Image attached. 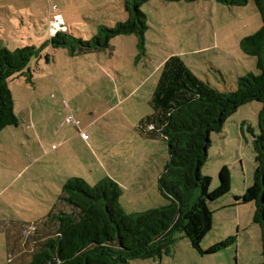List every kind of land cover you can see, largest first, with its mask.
<instances>
[{
	"label": "rangeland",
	"instance_id": "obj_1",
	"mask_svg": "<svg viewBox=\"0 0 264 264\" xmlns=\"http://www.w3.org/2000/svg\"><path fill=\"white\" fill-rule=\"evenodd\" d=\"M124 3L0 0V48L35 49L26 73L8 79L19 124L0 131V264H12L11 232L40 225L57 209L58 195L69 178L80 177L95 185L112 176L123 183L134 177L145 189L137 197L124 194V204L130 206L126 199L132 200L129 209L150 210L168 203L157 190L169 159L168 143L138 128L152 113L150 99L169 57L181 56L194 74L222 91L237 89L238 78L248 72L260 73L256 57L241 47L243 38L262 27L255 0L245 6L217 0H149L141 5L148 17L143 48L135 34L112 38L103 51L74 54L70 47H53L55 15L62 17L69 36L92 40L102 27L127 19ZM262 108L258 101L244 104L227 120L223 132L212 133L209 160L203 168L213 178L211 188L218 185V167L225 160L235 190L244 185L241 159L250 176L255 171L249 128L259 133ZM233 160L237 163H230ZM244 211L246 224L249 206ZM255 227L261 231L258 224ZM55 230L53 222L40 226L31 234L30 247L37 246L35 236L45 239ZM259 231L243 230L240 242L205 255L177 231L171 254L129 264H253L263 248ZM226 234L236 235L238 230L227 222L225 212H219L202 246L209 248L215 244L214 235L220 239ZM27 259L23 257L21 263Z\"/></svg>",
	"mask_w": 264,
	"mask_h": 264
},
{
	"label": "trees",
	"instance_id": "obj_2",
	"mask_svg": "<svg viewBox=\"0 0 264 264\" xmlns=\"http://www.w3.org/2000/svg\"><path fill=\"white\" fill-rule=\"evenodd\" d=\"M147 1L125 0L127 19L114 27H102L92 40L71 37L59 30L51 38L52 45L70 47L74 54H83L106 50L111 39L118 35L135 34L139 47L143 48L148 17L141 5ZM217 1L245 6L250 0ZM255 2L262 27L243 38L241 47L246 54L256 57L259 74L248 72L238 78L237 89L222 91L194 74L181 56L169 57L162 66L150 99L152 113L142 119L138 129L148 137H161L168 143L169 159L158 181L159 191L168 203L129 213L121 204L122 187L112 178L95 185L80 177L69 178L58 195L56 210L41 220L40 225L23 228L25 233L21 232L23 229L17 231L15 240V232L9 235L12 264H22L23 257L28 258L25 264H129L140 258L162 259L172 253L177 231L188 237L202 255L237 243V236L232 235L209 248L202 246L214 227L212 204L232 190L227 165L220 169L215 188H211L212 176L204 174L203 168L209 160L212 133L223 132L227 120L252 101L263 104L259 133L254 134L249 128L253 134L256 169L253 184L235 198L254 205L253 221L261 228L264 264V0ZM34 53L33 46L0 48V131L19 124L8 79L26 73ZM52 222L56 225L55 233L45 239L37 240L35 236L37 246L31 248L32 232Z\"/></svg>",
	"mask_w": 264,
	"mask_h": 264
},
{
	"label": "crops",
	"instance_id": "obj_3",
	"mask_svg": "<svg viewBox=\"0 0 264 264\" xmlns=\"http://www.w3.org/2000/svg\"><path fill=\"white\" fill-rule=\"evenodd\" d=\"M227 135H228V132H227ZM222 156L224 157V152H222ZM241 162H242V165H243V172L245 173L244 174V185H243V188L242 190L238 191V190H235L233 188V185H232V190H231V193H229L228 195H226L221 201H218V202H215L213 203L214 205H212V209L214 211V220L217 219V214L219 212H225V216H226V220L227 222H230V223H234L237 230H238V234L237 235V243L240 242V233L243 231V230H248V229H253L255 231V233L259 231V229H256L255 225L256 223L253 221V214H254V205L252 203H245V202H242L240 200H237L235 197L236 196H241L244 194V192L246 191V189L248 187H250L252 184H253V174L250 176V172L248 170H246V164L244 163V160L241 159ZM230 163H237L236 160H233L231 161ZM226 164H229V162H227V160H225L224 162H220L219 164V171L220 169L222 168L223 165H226ZM228 166V165H227ZM256 167V163L254 165V168ZM254 171V170H253ZM209 175V174H208ZM211 175V174H210ZM112 179L115 180L116 182H118L121 187H122V194H121V204L123 206V208L126 210V211H129L130 213H137V212H140V211H146L145 209H149V208H141L140 210H131L129 209L128 207H131L133 204H132V200L129 198V199H126V203L130 206H127L126 204H124V194L127 192L130 196H136L138 194H141L142 191L145 189V186H142L140 184V182H138V180H135L134 177H132V179H129L128 183H123L120 178L118 177H114L112 176ZM147 187V186H146ZM147 189V188H146ZM158 192H159V189H157ZM161 193H158V195L163 199L164 197H162L160 195ZM230 194H232V196H230ZM164 200V199H163ZM160 202V201H159ZM164 203V202H162ZM161 204H159L160 206ZM164 205V204H162ZM246 206H249V219L250 220H247V223L244 224V208H246ZM148 207V206H146ZM251 208V209H250ZM18 233V232H17ZM14 240L16 239V233H14ZM227 237L229 236H232L234 234H226ZM258 235V234H257ZM225 236H221V240H224L226 238H224ZM219 238H217L216 235H214V240H215V243H217L218 241H221ZM259 242L262 243L261 241V231H259ZM260 244V243H259ZM205 248V247H204ZM259 260H257L256 262H254L253 264H262L263 263V256H262V253L260 254Z\"/></svg>",
	"mask_w": 264,
	"mask_h": 264
},
{
	"label": "built area",
	"instance_id": "obj_4",
	"mask_svg": "<svg viewBox=\"0 0 264 264\" xmlns=\"http://www.w3.org/2000/svg\"><path fill=\"white\" fill-rule=\"evenodd\" d=\"M52 22V31L67 30V27L63 24V19L60 15H55L54 20Z\"/></svg>",
	"mask_w": 264,
	"mask_h": 264
},
{
	"label": "clouds",
	"instance_id": "obj_5",
	"mask_svg": "<svg viewBox=\"0 0 264 264\" xmlns=\"http://www.w3.org/2000/svg\"><path fill=\"white\" fill-rule=\"evenodd\" d=\"M59 31V30H58ZM63 31H65V30H63ZM53 36V35H52Z\"/></svg>",
	"mask_w": 264,
	"mask_h": 264
}]
</instances>
